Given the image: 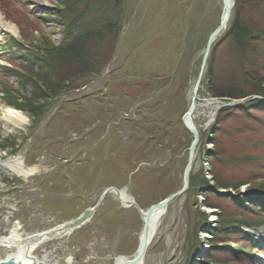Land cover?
Returning <instances> with one entry per match:
<instances>
[{
	"label": "rangeland",
	"instance_id": "1",
	"mask_svg": "<svg viewBox=\"0 0 264 264\" xmlns=\"http://www.w3.org/2000/svg\"><path fill=\"white\" fill-rule=\"evenodd\" d=\"M58 2L0 0V15L14 29L10 32L0 27V142L7 147H0V158L5 161L19 159L25 167H37L27 178L0 168V237L6 236L17 223L24 235H31L73 220L84 210L94 208L101 194L111 187H127L128 195L143 210L181 189L183 151L175 150L173 156L167 151L166 158L159 159V164L140 165L146 169L140 173H136L138 168L135 171L131 165L123 163L135 162L140 152L149 153V149H142L148 144L146 137L140 133L133 135L132 130L127 129L126 125L135 118L141 105L138 101L134 104L129 101L135 99L133 95L137 91L141 93L139 98H148L136 84L147 82L152 74H167L172 51L180 50L183 45L181 38L190 35L191 39L198 40L204 37L219 23L223 11L222 0H123L125 19L113 62L100 76L80 81L78 91L53 100L47 114L33 123L27 114L6 104L9 101L23 103L31 88L23 89L21 85L25 82L14 72L3 71L22 65L19 60L8 57L5 45L6 41L19 42L25 52L28 48L39 49L48 42L60 46L65 38L63 28L55 23L52 15L61 6ZM23 50L19 52L23 54ZM202 52L200 48L194 50L195 56L188 69L189 87L184 101L178 98L186 107L197 80L192 63ZM123 85H126L124 89ZM9 87L12 94L8 95ZM206 99L208 97H200L193 114L199 138H203L196 148L193 170L195 173L202 171L203 179L212 187L209 155L215 148L210 141L215 138L212 126L220 106H206ZM2 107L24 114L27 125L14 129L11 124H5L1 117ZM212 111L213 118L209 119ZM224 126L227 131L243 127L241 121H228ZM226 134L219 144L231 155L243 142L261 137L259 133H250L235 136L240 138L236 142ZM153 157L154 154L150 159ZM226 169L219 175L233 181L244 179L248 172V168L238 166ZM229 192L232 195L234 190L229 189ZM195 195L186 192L170 203L146 252L144 264H185L186 252L195 236L198 241L210 237L203 232L205 227L201 228L204 217L198 211L203 213V208L199 196ZM212 210L215 213L209 220L214 222L207 220L210 227L240 219L221 221L218 211ZM92 218L68 239L37 249L33 257L46 264H68L67 259L71 264H112L116 256H133L142 230L141 218L133 208H123L113 195H109ZM258 229L254 234L258 248L252 252L256 254L253 264H264V225ZM244 231L250 233L249 229ZM199 246L197 256L201 255ZM6 255L7 250H0V260Z\"/></svg>",
	"mask_w": 264,
	"mask_h": 264
},
{
	"label": "trees",
	"instance_id": "2",
	"mask_svg": "<svg viewBox=\"0 0 264 264\" xmlns=\"http://www.w3.org/2000/svg\"><path fill=\"white\" fill-rule=\"evenodd\" d=\"M58 3L61 6L52 15L56 18L55 23L63 28L65 38L60 46L48 42L39 49L28 48L25 52L19 42L6 41L4 48L10 59L19 60L22 65L3 71L14 72L21 82H25L21 85L23 89L26 86L31 88L23 103L9 101L6 104L27 114L33 123L47 114L53 100L78 91L80 81L100 76L107 69L113 62L123 29V0H59ZM232 9L225 31L210 48L198 95L225 104L247 101L233 107L224 106L216 114L212 126L215 138L210 141L215 151L209 155L213 170L212 187L203 179L202 171L195 173L192 168L186 192L201 195L203 206L218 211L219 220L240 219L224 226L210 227L207 214L198 211L204 217L201 223L204 226H200L205 227L204 232L210 235L206 241L208 249L201 257L197 256L200 239L198 241L195 236L186 252L185 264H253L255 241L253 234L244 229L255 231L264 225V0H235ZM219 23L198 40L191 39L190 35L182 37L180 50L172 51L168 73L152 74L147 82L136 84L144 91L142 95L148 94V98H139L141 93L138 91L134 93L135 99L129 102L138 101L141 107L126 126L133 135L143 134L147 140L139 138L148 144L142 149H149V153L140 152L135 162H123L128 167L131 165L132 170L138 168L136 173L146 170L140 165L159 164V159L166 158L167 151L173 156L175 150L183 151L185 168L193 138L181 121L189 107L184 102L181 104L178 98L184 101L189 87L188 69L195 56L194 50L200 48L203 51L202 56L192 63L198 79L207 41ZM12 49L18 50L17 53ZM22 50L23 54L19 52ZM11 91L9 87L6 94H12ZM228 121H241L243 127L227 131L224 125ZM226 132L231 138L250 133H259L261 137L243 142L231 155L219 144ZM238 137L236 142L240 141ZM0 147L7 148L1 142ZM230 166L248 168L247 176L237 181L224 179L219 172H226ZM241 187H246L243 194H240ZM229 189L234 190L235 196L228 193ZM221 190L227 191L226 194Z\"/></svg>",
	"mask_w": 264,
	"mask_h": 264
},
{
	"label": "water",
	"instance_id": "3",
	"mask_svg": "<svg viewBox=\"0 0 264 264\" xmlns=\"http://www.w3.org/2000/svg\"><path fill=\"white\" fill-rule=\"evenodd\" d=\"M234 2L235 0H222V15L220 17V23L218 28H216L214 30V32L210 35L209 39H208V44L206 46L205 49V54L203 56L202 59V65L200 68V72H199V77L195 83V87L193 89L192 92V98L190 101V105H189V109L188 111L182 116V125L183 127L190 133L191 137L193 138L192 143L189 147V154H188V162L186 167L184 168V173H183V177H182V188L175 192L173 195L169 196L166 199H163V201L152 205L151 207L143 210L139 207V205H137L135 203L134 200H132V202L130 204L124 205L122 203V200L120 199V191L116 188H109L107 190H105L102 194H101V198L99 199L98 203L94 206V208H88L87 210L83 211L80 215H78V217L76 219L67 221L66 223L62 224V227L66 230H70L71 235L73 233H75L76 231H79V229H81L82 227L86 226L89 224V222L93 219L92 217L94 216V213L99 209V206L101 205V203L104 201V199L106 197H108L109 195H113L114 198L116 199V201L118 202V204L120 206H122L125 209H131L133 208L138 216H140L141 218V222H142V230L140 232L139 235V241H138V245H137V250L136 252L133 254V256L127 257L129 259L124 260L123 264H144L145 261V255L146 252L149 249V246L151 244V242L154 239V235H155V231L153 230V232L151 231V221L153 219V214L154 212H161L162 214L165 213L170 205V203L173 202V200L181 197L184 195V193H186L188 187H189V174L191 172L193 163H194V157H195V151H196V146L199 143V131L198 128H196V126L193 123V111L195 109V101L198 100V96L197 93L200 89V82L202 80L203 77V72L205 70L206 67V60L210 54V48L213 45V43L216 41L217 38L220 37L221 33H223L225 31V28L227 27L229 21H230V16L232 13V8L234 6ZM211 103L215 102L216 105H220L221 103L217 100H210ZM15 225V224H14ZM50 233H54L50 232ZM24 242V241H23ZM124 258V257H123ZM0 264H24L21 263L19 261H15L13 258H8L5 257V259L0 260ZM27 264H46L45 262L42 261H36L33 258L30 259V261Z\"/></svg>",
	"mask_w": 264,
	"mask_h": 264
},
{
	"label": "bare ground",
	"instance_id": "4",
	"mask_svg": "<svg viewBox=\"0 0 264 264\" xmlns=\"http://www.w3.org/2000/svg\"><path fill=\"white\" fill-rule=\"evenodd\" d=\"M0 27L5 31L8 30L13 32L11 24L4 21V19L0 15ZM199 93V91H198ZM198 100L195 101V109L193 114L197 110V102L200 100V96L198 95ZM206 106L216 105L215 102H212L209 99L204 100ZM217 106V105H216ZM192 114V117H193ZM214 111L209 114V119L213 118ZM1 117L5 124H11L14 129H21V127L27 125V118L21 112H17L13 109L1 108ZM193 117V123H194ZM195 125V124H194ZM0 168L9 169L11 172H14L17 176L21 178H27L31 176L34 172L37 171V167L28 168L25 167L23 162L19 159H12L11 161H5L0 158ZM119 195L122 203L124 205L130 204L133 200L131 195H128L127 187L119 188ZM208 212L211 213L209 210ZM164 213L154 212L153 219L151 221V231H155V234L159 228V224L164 217ZM63 224V223H62ZM62 224H57V226L47 229L43 232H36L31 235H24L20 224H15L9 231L8 234L4 237H0V250H7V255L5 257L13 258L15 261H19L21 263L27 264L31 258L34 260H38L33 257V254L37 251V249L47 246L48 244H58L59 242L68 239L71 236L70 230H66L62 227ZM54 233H50L53 232ZM24 241V242H23ZM124 257V258H123ZM112 264H123L124 260L129 259L122 256H116L113 258ZM67 263L71 264L70 259H67Z\"/></svg>",
	"mask_w": 264,
	"mask_h": 264
}]
</instances>
